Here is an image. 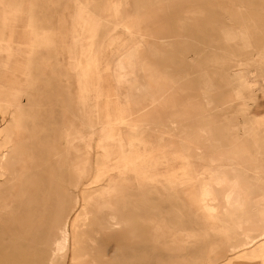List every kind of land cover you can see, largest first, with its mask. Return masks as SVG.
Wrapping results in <instances>:
<instances>
[{
	"label": "rangeland",
	"instance_id": "obj_1",
	"mask_svg": "<svg viewBox=\"0 0 264 264\" xmlns=\"http://www.w3.org/2000/svg\"><path fill=\"white\" fill-rule=\"evenodd\" d=\"M0 264H264V0H0Z\"/></svg>",
	"mask_w": 264,
	"mask_h": 264
},
{
	"label": "bare ground",
	"instance_id": "obj_2",
	"mask_svg": "<svg viewBox=\"0 0 264 264\" xmlns=\"http://www.w3.org/2000/svg\"><path fill=\"white\" fill-rule=\"evenodd\" d=\"M207 35H210V34H207ZM215 48L216 47H210V52L211 53H215L217 51ZM133 55L134 54H130V58L131 59L133 58ZM196 56L200 57V54L197 53ZM202 59H203L204 62H208L209 61L208 60L209 58H204L203 57ZM173 73L174 72H171L170 74L167 75V72H166V74H165L168 77V79H170L172 81V84H173V88L172 89L170 88V90H168L170 92V94H172V95H169V97L174 96L173 94L176 95L177 94V90L182 91L183 89H188V87H189V88L195 90L196 91V95L201 96V98H202V97H205V95L209 92V89H210V87L212 85L207 78L206 79L203 78L204 80H201V81H194V82L190 81L189 82V79H188L189 74L185 73L184 71L181 73V77H179V76L177 77V75L175 73H174L175 74L174 75ZM237 79L238 78L235 77L233 80H237ZM181 80H182V82H181ZM148 89H149V85L147 87L143 88L142 91H147ZM138 91H140V90H138ZM142 91H140V92H142ZM196 95H195V99L193 101L196 104L197 103L200 104L199 103V99L196 97ZM141 97H143V96H141ZM165 101L166 102H170V101H168V98L165 99ZM154 102H155V99L154 100L150 99V101L146 105L138 107L137 110L135 112H133V110H132V108L130 106L131 100H130L129 97H127L125 99V102H124V112H122V110L120 108V105H116L115 104L114 113H115L116 116L111 117L109 115V113H108V124L109 125L125 124L127 122V120H128L127 118L132 116L136 112H141V114H143V115L142 116L140 115V116L141 117H145V116L148 115L147 113H145L147 110L155 109V106L153 105ZM160 107H161V105H160ZM153 123H154V132H157L159 135H167L172 140L173 139L174 140L175 139L176 140L179 139L180 142H181V146L186 145L188 143L187 142V136L189 134H191L192 131L195 129L194 121H192V120H189L188 124L185 125L184 127H182L183 130H179V126H180L179 123L174 122L173 119H167L165 121H159L158 119H153ZM205 196H207V195H205ZM259 247H261V246H259ZM251 261H252V259H251Z\"/></svg>",
	"mask_w": 264,
	"mask_h": 264
},
{
	"label": "crops",
	"instance_id": "obj_3",
	"mask_svg": "<svg viewBox=\"0 0 264 264\" xmlns=\"http://www.w3.org/2000/svg\"><path fill=\"white\" fill-rule=\"evenodd\" d=\"M245 113V112H244ZM243 114V113H242ZM243 118H244V116L243 117H239L238 119H239V122H242L243 121ZM248 178H250V176L249 175H246L245 176V179H248ZM257 186H259L258 188H262L259 184H257Z\"/></svg>",
	"mask_w": 264,
	"mask_h": 264
}]
</instances>
